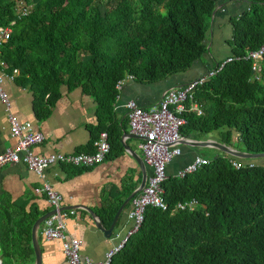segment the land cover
I'll return each mask as SVG.
<instances>
[{
    "label": "trees",
    "instance_id": "obj_1",
    "mask_svg": "<svg viewBox=\"0 0 264 264\" xmlns=\"http://www.w3.org/2000/svg\"><path fill=\"white\" fill-rule=\"evenodd\" d=\"M18 1L29 6L26 16L16 15ZM226 1L0 0V26L12 29L0 46L2 67L9 75L18 71L14 79L33 92L40 119L50 113L62 87L80 88L96 104L91 142L106 131V157L115 156L120 146L106 123L119 93L117 82L132 75L139 83H155L202 61L209 54L216 7ZM239 1L245 10L228 19L230 53L195 90L202 114L185 112L180 134L215 133L221 144L264 154V53L259 73L248 58L264 45V0ZM91 142L81 149L91 152ZM255 160L223 153L184 178L168 176L162 184L167 209L146 208L143 223L109 264H264V166ZM127 196L102 202L96 215L103 225L111 223ZM191 200L198 203L194 211L176 210ZM27 204L0 195L4 264L34 260L31 228L43 213Z\"/></svg>",
    "mask_w": 264,
    "mask_h": 264
},
{
    "label": "crops",
    "instance_id": "obj_2",
    "mask_svg": "<svg viewBox=\"0 0 264 264\" xmlns=\"http://www.w3.org/2000/svg\"><path fill=\"white\" fill-rule=\"evenodd\" d=\"M242 4L239 0H229L216 7L207 40L209 54L204 57L208 61H197L185 73L170 75L159 82L142 84L128 79L123 83L116 98L112 118L106 123L111 126L113 138L120 146L118 155L105 157L102 162L87 169L63 163L54 164L44 172L43 177H39L22 163L6 164L0 169V195L7 193L12 200L25 199L28 201V207L35 205L37 210L45 214L54 208L46 197L36 193L35 189L43 181H48L61 196L59 207L80 204L90 208L95 215L103 201L114 200L121 194L131 195L139 188L143 173L148 178L151 170L145 165L138 150V139L129 132L125 103L134 100L145 109L156 108L166 89L183 86L205 75L217 62L227 58L230 53L226 44L230 37L228 19L229 16L236 15V9L238 13L241 11ZM0 74H3L1 85L8 95L10 112L21 122H31L33 129L44 136L43 141L34 147L37 154L86 152L81 148L89 146L97 123L96 104L88 95L80 88L67 91L62 87L59 98L50 108V113L40 119L35 112L33 92L19 85L14 79L18 72L9 75L0 65ZM188 139L195 142H218L200 134L192 135ZM14 143L15 139L9 132L8 115L0 99V153ZM203 149L213 148L182 145L181 154L166 167L167 176L174 177L197 156L209 160L201 153ZM133 152L140 157L143 165L133 156ZM128 203L121 211L109 238H105L96 228L91 216L84 209L61 210L64 214L66 234L80 241V258L101 261L105 252L125 236L130 227L125 218L129 209ZM100 224L104 229L110 225L105 226L101 222ZM37 235L42 264H67L59 240H47L39 231Z\"/></svg>",
    "mask_w": 264,
    "mask_h": 264
},
{
    "label": "built area",
    "instance_id": "obj_3",
    "mask_svg": "<svg viewBox=\"0 0 264 264\" xmlns=\"http://www.w3.org/2000/svg\"><path fill=\"white\" fill-rule=\"evenodd\" d=\"M18 17L26 16L29 13V6L23 1L16 4ZM14 21L11 22L13 24ZM11 26H0V46L9 39ZM264 53V45L256 51L248 53V58L253 60L252 70L260 72L258 61ZM228 58L226 61H229ZM0 65L3 61L0 58ZM222 65L217 69L208 71L205 75L189 81L185 85L170 87L165 90L158 106L153 109H145L134 100L125 103L129 132L138 139L137 147L143 156L144 163L150 168L151 173L147 178L146 185L140 193L129 200V209L125 214L130 227L125 236L117 244L109 248L101 261H90L88 258H80V241L75 237L66 234V227L63 221L64 214L59 211L61 196L57 193L48 181H43L35 189L36 193L43 194L55 212L45 218L40 224L39 234L47 240H59L62 253L67 264H109L112 257L121 249L126 240L134 234L143 223L146 208L153 207L161 210L167 209L164 200V189L162 184L167 179L166 167L176 157L181 154L182 142L186 140L180 134V128L185 124L182 115L187 111L201 115L200 107L194 102L195 90L203 85L208 77L216 74ZM14 70L13 73H17ZM3 74H0V99L8 115L9 132L15 139L12 146H8L0 153V169L10 163H22L32 170L39 177L44 176V172L54 164H67L78 167H91L103 161L109 152V143L106 131L102 130L92 139L91 152L73 153H50L47 155L37 154L34 147L40 144L44 136L41 132L33 129L31 122L19 121L10 112V102L7 93L2 88ZM133 79L132 75H127L120 79L116 88L119 90L123 83ZM187 103H190L189 109ZM209 163V160L197 156L193 161L181 169L175 177L184 178L196 172L202 166ZM236 169L240 164L234 162ZM198 206L197 201L191 200L179 203L176 210L194 211Z\"/></svg>",
    "mask_w": 264,
    "mask_h": 264
},
{
    "label": "water",
    "instance_id": "obj_4",
    "mask_svg": "<svg viewBox=\"0 0 264 264\" xmlns=\"http://www.w3.org/2000/svg\"><path fill=\"white\" fill-rule=\"evenodd\" d=\"M127 134V133H125ZM132 135V134H131ZM133 136V135H132ZM135 137V136H134ZM136 138V137H135ZM183 145H190L192 147H211L213 149H216L230 157L233 158H237V159H248V160H254V159H261L264 158V154H247L241 151H238L236 149H233L232 147L226 146L224 144H221L219 142H215V141H205V142H195V141H191L188 138H186L185 141L182 142ZM133 156L138 160V162L140 163V165H143L142 160L140 159V157L133 152ZM146 181H147V176L145 173H143V178L141 181V184L139 186V188L134 191L131 195L127 196L118 206L112 220L111 223L109 225L108 228L104 229L100 222L99 219L97 218V216L94 214V212L83 205L80 204H76V205H69V206H61L59 207V211L61 210H65L68 208H81L84 209L90 216L91 219L94 221L96 228L101 231V233L103 234V236L105 238H109L111 235V232L113 230V227L121 213V211L123 210V208L127 205V203L129 202L130 199H132L135 195H137L138 193L141 192V190L144 188V186L146 185ZM55 212V209H52L51 211L46 212L45 214L39 216L35 222L32 225L31 228V242H32V248L34 251V260H33V264H42V252H41V247L39 244V240H38V228L40 226V224L42 223V221L47 218L49 215H51L52 213ZM0 264H4L3 262V255H2V251H1V247H0Z\"/></svg>",
    "mask_w": 264,
    "mask_h": 264
},
{
    "label": "rangeland",
    "instance_id": "obj_5",
    "mask_svg": "<svg viewBox=\"0 0 264 264\" xmlns=\"http://www.w3.org/2000/svg\"><path fill=\"white\" fill-rule=\"evenodd\" d=\"M16 10H17V7H16ZM240 10H241V11H242V10H245V9H244V4H242ZM234 14H238V10H237V9H236V11H234ZM228 33H229V32H228ZM226 34H227V33H226ZM227 36H229V35H227ZM224 37H226V36L224 35ZM202 61L206 62V61H208V59L203 58ZM207 138L216 139V134L213 133V134L207 135ZM234 145H235V141H234ZM232 148L234 149V146H232ZM201 153H202L204 156H206V157H208V158H210V159L213 158V157H215L216 155H219V154L221 155V154H223L222 152H219V151H217V150H215V149H203V150H201ZM255 161H256V163H258V164L264 166V158L256 159ZM252 163H254V162H252Z\"/></svg>",
    "mask_w": 264,
    "mask_h": 264
}]
</instances>
